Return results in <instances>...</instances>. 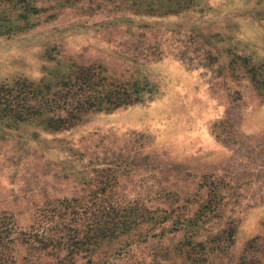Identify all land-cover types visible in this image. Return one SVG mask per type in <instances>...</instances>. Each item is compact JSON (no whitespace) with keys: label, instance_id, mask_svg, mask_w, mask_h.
<instances>
[{"label":"rangeland","instance_id":"374dc122","mask_svg":"<svg viewBox=\"0 0 264 264\" xmlns=\"http://www.w3.org/2000/svg\"><path fill=\"white\" fill-rule=\"evenodd\" d=\"M123 14L66 9L28 31L0 35V83L39 80L60 60L102 65L129 78L135 70L124 59H147L140 76L158 86L157 98L93 114L59 137L83 152L79 164L85 173L119 172L117 191L131 198L160 202L165 195L185 194L189 200L181 202L190 210L207 186L218 185L219 222L238 224L236 257L247 241L264 237V97L226 56L264 59V0H209L202 10L163 18L150 30L98 26ZM26 138L0 135L3 225L13 211L27 215L35 209L43 194L71 197L87 191L72 176L59 174L64 155L57 149L46 157L27 151Z\"/></svg>","mask_w":264,"mask_h":264},{"label":"trees","instance_id":"16d2710c","mask_svg":"<svg viewBox=\"0 0 264 264\" xmlns=\"http://www.w3.org/2000/svg\"><path fill=\"white\" fill-rule=\"evenodd\" d=\"M207 1L0 0V35L28 31L66 9L89 15L105 9L123 12L98 26L150 30L163 18L202 10ZM226 57L238 63L236 72L264 97V59L252 62L242 53ZM60 61L49 72L43 69L39 80L15 77L0 83V135L26 134L27 151H39L43 157L57 149L64 155L59 174L72 176L87 191L71 197L43 194L41 204L27 215L13 211L9 219L3 218L0 264H118L115 260L124 256L125 264H264V237L247 241L233 255L238 224L219 222L223 208L218 185L207 186L190 210L181 202L189 200L185 194L165 195L160 202L131 198L117 191L119 172L85 173L79 164L83 152L59 137L93 114H110L157 98L158 86L140 76L147 59H124L135 70L129 78L102 65ZM172 198L176 200L169 202Z\"/></svg>","mask_w":264,"mask_h":264}]
</instances>
